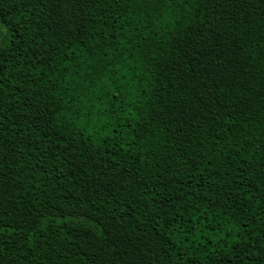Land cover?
I'll use <instances>...</instances> for the list:
<instances>
[{
    "label": "trees",
    "instance_id": "obj_1",
    "mask_svg": "<svg viewBox=\"0 0 264 264\" xmlns=\"http://www.w3.org/2000/svg\"><path fill=\"white\" fill-rule=\"evenodd\" d=\"M0 264H264V0H0Z\"/></svg>",
    "mask_w": 264,
    "mask_h": 264
}]
</instances>
